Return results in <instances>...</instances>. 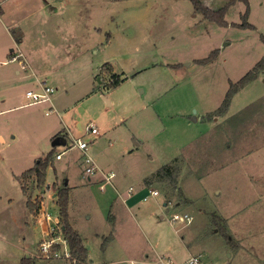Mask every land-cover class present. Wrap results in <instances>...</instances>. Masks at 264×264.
<instances>
[{"label": "rangeland", "instance_id": "1", "mask_svg": "<svg viewBox=\"0 0 264 264\" xmlns=\"http://www.w3.org/2000/svg\"><path fill=\"white\" fill-rule=\"evenodd\" d=\"M202 2L226 7L229 24L205 18L191 0H7L6 16L31 12L25 26L40 19L37 31L54 40L42 74L59 113L28 103L26 90L38 89L32 78L0 85V264L24 256L70 264L40 250L47 236L38 218L58 221L53 194L63 186L93 264L177 263L190 254L208 264H264V67L216 114L231 81L264 57V0ZM245 14L254 27L241 24ZM6 43L1 37V49ZM215 49L213 62L197 61ZM89 122L99 134L85 130ZM59 136L65 142L54 145ZM77 137L116 173L105 189L101 174L89 179ZM53 148L45 184H31L34 214L17 176ZM116 189L122 196L108 220ZM152 189L158 194L145 200ZM173 213L192 219L174 222Z\"/></svg>", "mask_w": 264, "mask_h": 264}, {"label": "trees", "instance_id": "2", "mask_svg": "<svg viewBox=\"0 0 264 264\" xmlns=\"http://www.w3.org/2000/svg\"><path fill=\"white\" fill-rule=\"evenodd\" d=\"M191 1L195 6L196 11L201 12L205 18L210 19V21L217 22L220 25L229 24V22L224 18L226 7L216 11L210 8L209 6L205 5L202 2V0H191ZM244 16H245V20L241 24L244 26L254 27L251 23L248 22L246 18L247 15L245 14ZM232 24H237V23H232ZM262 38L264 39L263 35ZM17 41H20V38L17 39ZM217 54H218V49H215L211 51V53L207 57L198 59L197 61L202 64L211 63L216 59ZM263 67H264V57L255 65V67L252 70L248 71L240 80H238L237 82L231 81L230 87L221 105L216 111L217 115L224 114L228 111L233 96L240 89L245 87L249 82L255 79L258 75L259 70ZM119 82H120V78L117 75H114L112 84L116 85ZM60 134L61 133H59L58 135ZM54 138L55 137H53V140H55ZM61 139L62 136H59V138L54 141V145L57 141L59 140L61 141ZM54 150L55 149L53 148L47 153L46 156L40 157L39 160L35 162V165L24 170L19 176H17L21 184L22 190L27 197V205L32 212L37 211L38 203H36L32 198V193L30 192L31 184L35 183L38 187H42L45 184L47 168L49 166V163L52 161L54 157V153H55ZM68 190H69L68 186H63L59 188L57 193V203L59 206L58 222L62 225L64 237L69 245L70 258L68 260L70 261V264H93L88 257V249L84 244L82 236L73 227V225L70 222L69 211H68ZM220 230L219 231L221 233L226 234L224 228ZM229 240L232 244H234L231 239ZM36 261L37 259L33 256H24L22 257L20 264H34Z\"/></svg>", "mask_w": 264, "mask_h": 264}, {"label": "crops", "instance_id": "3", "mask_svg": "<svg viewBox=\"0 0 264 264\" xmlns=\"http://www.w3.org/2000/svg\"><path fill=\"white\" fill-rule=\"evenodd\" d=\"M6 2L7 0H0V41H1V37H5V40L7 41L6 46L3 49H1L0 47V85L2 83L9 82V81L23 80V78L25 77L32 78L31 81L33 82V84H35L38 80H47L48 82L49 79L46 75L42 74L43 73L42 69L50 67L51 66L50 64L53 63L52 59L48 55L50 53H49L48 47L46 46L47 43H54L53 38H50L51 35H49L48 38H46V33L44 32V30L39 29V31H37L36 26H39V23L41 22L40 19H36L32 24H27L28 26H25V24L27 23L25 19L28 18V16H30L31 12H27L23 14V16L14 15L11 18L6 16V8H5ZM47 4H48L47 2L43 5L39 4L37 5V8L45 9L47 7ZM4 16L8 18V22H6V20L4 19ZM44 21H48V20L44 19ZM18 28L22 33V36L19 37L20 41H17V37L15 36V32H14ZM27 40H28V45H25L26 44L25 42ZM22 46H25L24 47L25 49L22 48ZM18 48H20L21 50L23 49L22 51L24 52L26 61L30 65V70L32 71L34 76H32L31 74L23 73V70L21 67V59L19 57H15L17 56L16 49L18 50ZM1 65H5L8 67H1ZM0 92H1V88H0ZM12 97L13 96H10V98ZM3 100L4 98L1 99V101ZM18 106H20V104L14 107H18ZM64 138L61 139L62 142H65ZM98 178L102 179V177H98ZM105 185H109V183H106ZM105 188L106 187H104V189ZM128 192H127V197L131 198L132 192H129V193ZM53 195L57 197V193H54ZM117 196H122L121 192H119L118 190L116 193V197L113 199L112 203L110 204V208H109L110 212H109L108 220H110L111 218L114 220L113 218L114 215L112 213V210L117 212V207H116V205L118 204L116 202V200H118ZM127 197H124L123 201H126ZM41 206H42V203L39 206L40 207L39 211L40 209H42ZM37 212L38 211L33 212V213L38 214ZM69 219L73 227L80 233L84 241L83 234L80 232L79 228L75 226L73 220L71 219L70 214H69ZM38 220L41 222L43 232L46 235L48 231L49 223L46 222L47 220H45L44 218L39 217ZM88 257H89V249H88Z\"/></svg>", "mask_w": 264, "mask_h": 264}, {"label": "built area", "instance_id": "4", "mask_svg": "<svg viewBox=\"0 0 264 264\" xmlns=\"http://www.w3.org/2000/svg\"><path fill=\"white\" fill-rule=\"evenodd\" d=\"M21 59V67L23 71H27L30 69V65L26 61L24 53L18 48L17 56ZM38 89H28L25 93L26 98L28 99L29 104H37L48 102L50 103L49 111H46V114L51 112L59 111L55 108L53 103V94L55 92V87L47 82V80H38L37 81ZM91 134H99V129L97 128L94 122H89L85 128ZM74 145L82 150L84 153V161L86 164V173L89 175V179L96 174H101L102 178L106 180V182L111 183L112 179L116 176L114 171L105 172L101 169L93 156L88 152L89 142L82 137L74 138ZM56 158H61V153L56 154ZM105 184H102L101 187L104 188ZM133 191V187L129 188V192ZM158 191L152 189L149 194L144 196V199L147 200L150 196H156ZM50 216H46V220L48 221ZM192 216L188 213L179 214L173 213L171 216V220L174 222L177 221H188L190 222ZM51 226V227H50ZM46 239H44L40 244V250L42 255L45 258H57L62 257L65 259L70 258V250L67 240L63 234L62 225L57 221L55 224H51L48 227V231L46 233ZM162 264H208L202 255L198 254H190V256L182 261L174 263L172 260H168L166 262L162 261Z\"/></svg>", "mask_w": 264, "mask_h": 264}]
</instances>
